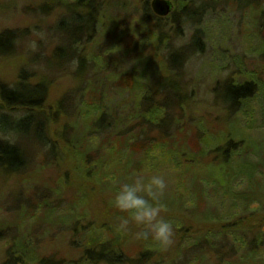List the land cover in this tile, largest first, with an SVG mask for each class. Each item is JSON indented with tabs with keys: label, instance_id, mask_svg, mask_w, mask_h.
I'll list each match as a JSON object with an SVG mask.
<instances>
[{
	"label": "rangeland",
	"instance_id": "rangeland-1",
	"mask_svg": "<svg viewBox=\"0 0 264 264\" xmlns=\"http://www.w3.org/2000/svg\"><path fill=\"white\" fill-rule=\"evenodd\" d=\"M169 1L170 12L155 21L150 0H93L100 10L94 8L83 17L86 25L96 18L85 40L74 30L80 0H0V31L15 33L11 50L0 53V84H13L22 97L32 90L28 86H37L34 98L45 90L33 118L36 127H25L21 121L16 126L20 134L0 132V139L16 144L25 160L16 172L0 168V264H36L39 256L62 264L77 260L82 249L70 242L72 222L83 239L109 238L116 217L127 215L116 214L114 195L136 173L165 177L167 211L162 215L174 230L184 226L193 232L212 228L214 236L224 233L233 254L226 256L225 245L221 264H231L250 249L247 239L254 232L261 238L247 261L264 264V227L253 231L264 216V194L247 205L249 211H242L240 200L210 181L203 183V200L195 203L183 173L190 170L199 178L215 173L217 164L208 163L207 148L219 143L224 149L232 139L241 138L240 148L247 150L236 149L234 157L241 154V163L258 159L251 151L264 154V0L256 6L237 0H194L206 1L207 7L193 21L180 10L184 0ZM64 3H70V15L64 18V30H58L57 21L66 15ZM76 35H81V44L72 43ZM20 71H25L21 77ZM226 80L253 86L234 111L222 109L213 93ZM219 93L233 102L224 83ZM180 126L183 133L178 134ZM160 131L169 141L165 150L156 138ZM118 144L120 152L115 149ZM194 146L207 148L197 151ZM177 158L190 163L184 166ZM261 181L264 184V176ZM231 186L243 188V176ZM48 206L52 212L46 210L43 218ZM212 207L216 216L207 223L195 219L192 211ZM51 217L65 219L51 222ZM242 218L253 226L250 232L240 233L243 225L234 224ZM230 224L235 233L222 226ZM120 236L128 255L145 246L131 236ZM188 240L175 232L170 248L163 250L158 244L162 264L172 259L174 264L218 263L221 255L205 248L203 257L197 256L184 245ZM23 244L24 256L6 262L8 248L17 252Z\"/></svg>",
	"mask_w": 264,
	"mask_h": 264
},
{
	"label": "trees",
	"instance_id": "trees-1",
	"mask_svg": "<svg viewBox=\"0 0 264 264\" xmlns=\"http://www.w3.org/2000/svg\"><path fill=\"white\" fill-rule=\"evenodd\" d=\"M257 1L260 2L262 0H242L241 2L240 0H237V4L253 6L254 4H256ZM194 2H195L194 0H184L183 3L180 5L181 12L190 21L198 20L207 7L205 5L206 1H203L199 4ZM64 4L66 5V9H65L66 15L64 17H61L57 21L55 28H57L58 30L60 29L64 30L65 22H67V19H65L64 21V18L66 16L69 17L70 15V12L67 11V6L70 5V3L69 4L64 3ZM79 8L81 10V13L80 14L76 13L75 15L79 23L76 24L74 30L78 35L83 34V36L85 37L84 39L87 40L89 36L92 34V33L90 34V31H92V29L94 28V23L96 22V18L95 17L93 18L92 16L91 21L88 23L89 25H86L88 21H85L83 17H85L88 13H93L94 8H97L99 10L100 8L98 7V5L94 4L93 0H80ZM146 9L147 6L146 3L144 2L143 10L146 11ZM142 15L145 16L146 13L143 12ZM160 17L161 16H155L154 20L155 19L157 20ZM78 35H76L75 40L72 41V43L79 42V44H81L80 41H82L83 39H81V35L80 36ZM190 41L196 48H198L199 45L197 43L196 37L192 36L190 38ZM14 43H15L14 30L3 29L0 31V53H4L5 51L9 52L13 47ZM24 73L25 71H20L19 72L20 77L21 74ZM223 83L226 85L227 88H230V91H232L233 102H229L228 100L220 96L219 89ZM223 83L219 84L218 87H214L213 93L219 105L221 104L222 109H226L229 111L230 110L234 111L236 105L243 98L250 96V94L253 91V86L250 83H246V82L238 83V82H231L229 80H226ZM28 87L32 90L26 91L24 97H22L13 84L7 86L0 84V132L2 134L5 135L9 134L12 136H15L14 134L16 135L20 134V131L18 130L17 127L21 125L22 123L21 121L25 122V127L28 126V128H30L29 126L31 125L33 127H36L38 121L37 122L33 121V118L39 112L38 109L42 106L45 90H43L42 93L40 91L38 95H36L34 98L33 95H35L36 93H34L33 90L37 89V86L34 87L28 86ZM246 87H249L250 90L248 89L245 90ZM15 112H19V114L14 115L13 113ZM13 120L16 122L13 123ZM161 120H163V118ZM109 124H111L110 121ZM167 124L168 121L164 123L165 126ZM176 131L178 134L183 133L182 126L178 127ZM161 132L165 133L164 131L158 132L156 134V138L159 143V146L165 150L167 146L164 143L169 141L165 140L168 138L162 139ZM21 134L22 135L25 134L24 131H22ZM182 140L185 141V138L183 137ZM202 140L205 141L206 139L203 138ZM121 142H124V140ZM241 144H242V139L240 138V139H234V140L232 139L231 141H228L224 149L222 148L221 145H219V143L214 144V146L212 147L210 146L208 148L207 146L204 147L207 148L209 152L208 163L217 164L216 165L217 169L215 173L206 172L201 174L200 175L201 177L199 178L198 177L199 175H197L195 172H192L190 170L183 172L185 175H188L190 191L193 194L192 198L193 200H195V203L196 202L199 203L203 200L202 199L203 183L206 182V184H208V182L210 181L213 182V184L215 183V186L219 187L220 191L223 192L224 194L229 193L230 196L240 200L242 211L248 210L247 207L248 204L260 200V197H262L264 194V184H262L261 181V177L264 176V154L262 151H261L262 155L259 153V151L257 152L251 151L254 156L257 155L258 159L247 158L246 161L241 163L239 161L241 154L237 155V157L236 156L234 157V155L236 154V149H239L240 152H245V151L247 152V150H243V148H240ZM0 146H1L0 168L3 171L16 172L25 166V160L22 156V152L20 151V149L16 144L10 143L4 139H0ZM142 146L146 148V144ZM204 148L197 146L195 148L194 146L193 150L199 151ZM115 149L120 152L121 148L119 144ZM128 154L130 155L131 152ZM242 155H244V153ZM180 156H182V154H179V157ZM216 158L218 159V161L216 160ZM177 159L184 166L190 163V160L187 159H180V158ZM223 165H226V167H224ZM240 175H242L244 178L245 186L240 189L233 188L231 184ZM181 206H182L181 203H179V206H177V210L178 209L181 210ZM52 209L53 207H49V206L47 208H44L42 211L43 218L44 215L46 214V210L52 212ZM114 210L116 214H121V212H119L118 209H114ZM192 212L194 213L196 212L195 217L197 218L195 219L202 221L203 223H207V221L210 218L216 216L213 207L209 208V211L205 209H196L195 211ZM57 217L54 218L51 217V222L52 221L62 222L61 220L65 219L64 217L60 219ZM47 220L49 221V219ZM75 222L76 221H73L70 227L72 234V238L70 242L71 244H77L81 246L82 250L80 251V256L77 258V260H74L72 262H66L64 264H96V263L162 264V262L165 261L162 260L161 257L162 255L160 252L158 242L152 240L151 238L147 240H140L142 244H144L145 246L141 247V249L137 250L134 254L128 255L122 248V239L120 236V232H117L116 228L113 229V231L109 229V234H110L109 238L100 239L96 237V239H94L89 237L88 235H85L87 238L83 239L84 235H82V233L79 232V230H77L78 224H76ZM237 223H238L237 228L239 225H243L242 227L243 229L240 228V233L250 232V230L253 228V226H251L249 224V221H247L245 218L239 219L238 221L234 222L235 225ZM222 226L225 229H234L232 232L235 233V228L232 224L227 226L226 225H222ZM260 226L264 227V216H261L257 227L253 231H256ZM176 229L177 230L174 231L177 234H179V239L181 238L182 240L189 238V240L184 245H188L187 248L193 249V251L197 252L196 253L197 256L203 257L201 250L208 248L212 251H215L216 254H218L219 256L221 255L217 263V264H221L224 259V257L222 256V252L227 251L225 253H228L226 256L229 257H231L233 254L232 252H229V248L231 246H228L229 243L226 241L223 232L220 233L218 232L219 234H222L220 236H214L216 234V231L212 228H209L202 232L201 231L193 232L191 229L184 226L180 228L178 227ZM258 233L259 232L256 233L254 232L255 235L252 238L247 239L248 244L251 246V248L243 250L241 256L236 258V260L234 261L235 263L231 261L232 262L231 264H249L247 259L253 255L252 250L253 251L258 250L257 248L258 243H256L255 245V242H259L261 238V235ZM73 240H75L76 242H73ZM225 245L227 246L226 250H224V247H226ZM23 246L25 247H21L20 249L18 248V250L20 251L17 250V252H20L21 255H17V252L16 250H13V247L8 248L7 255L9 256L7 257L8 259L6 260V262H8L9 260L12 262H17L20 258H22L27 248L25 244H23ZM34 261L36 264H62L60 262H63V261H57L51 258V256H46V257L39 256L36 257ZM167 263L174 264L175 260L173 259L167 260L166 264Z\"/></svg>",
	"mask_w": 264,
	"mask_h": 264
},
{
	"label": "clouds",
	"instance_id": "clouds-1",
	"mask_svg": "<svg viewBox=\"0 0 264 264\" xmlns=\"http://www.w3.org/2000/svg\"><path fill=\"white\" fill-rule=\"evenodd\" d=\"M167 187L161 174L136 173L129 182L120 184L112 203L127 215L116 217V231L136 240L151 238L163 250L170 248L175 243V231L162 215L167 211L163 202Z\"/></svg>",
	"mask_w": 264,
	"mask_h": 264
},
{
	"label": "water",
	"instance_id": "water-1",
	"mask_svg": "<svg viewBox=\"0 0 264 264\" xmlns=\"http://www.w3.org/2000/svg\"><path fill=\"white\" fill-rule=\"evenodd\" d=\"M149 6L151 11L157 16H165L171 10L169 0H150Z\"/></svg>",
	"mask_w": 264,
	"mask_h": 264
}]
</instances>
